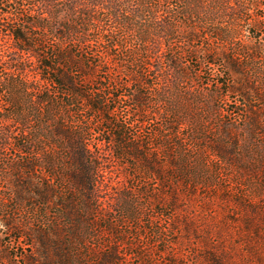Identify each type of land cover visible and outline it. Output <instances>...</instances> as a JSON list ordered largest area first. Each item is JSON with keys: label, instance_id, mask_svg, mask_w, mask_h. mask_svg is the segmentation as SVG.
<instances>
[{"label": "rangeland", "instance_id": "rangeland-1", "mask_svg": "<svg viewBox=\"0 0 264 264\" xmlns=\"http://www.w3.org/2000/svg\"><path fill=\"white\" fill-rule=\"evenodd\" d=\"M159 7L168 13L160 12L162 20L132 17L122 26L151 28L153 39L161 32L163 47L171 48L162 57L147 47L143 55L114 50L111 64L89 78L107 101L104 112L81 101L56 110L59 124L81 133L102 157L88 214L80 191L68 186L67 145L54 134L44 139L55 128L39 120L44 137L15 144L10 135L20 121L0 118V264H40L37 232L54 226L65 229L55 240L69 264H104L101 256L113 251L117 264H212L210 254L225 264H264V0H162ZM7 23L0 22L8 55L0 62V109L19 108L26 124L42 111L23 89L18 72L30 64L11 47ZM170 29L175 37L168 39ZM131 38L123 40L133 49ZM118 131L132 147L126 154L118 151ZM22 141H31L29 154L20 151ZM29 162L34 171L26 170ZM54 173L63 180L55 182L61 201L71 205L74 197L83 217L77 236L74 222L71 229L57 219L55 204L40 196L18 201L15 179L40 193Z\"/></svg>", "mask_w": 264, "mask_h": 264}, {"label": "trees", "instance_id": "trees-1", "mask_svg": "<svg viewBox=\"0 0 264 264\" xmlns=\"http://www.w3.org/2000/svg\"><path fill=\"white\" fill-rule=\"evenodd\" d=\"M161 1L0 0V6H4L3 8L0 7V22L8 21L6 31L13 40L11 47L23 64L26 66L30 64L27 67L28 70L20 67L18 76L24 78L26 84L23 89L34 93V103L42 111L41 115H36V119L32 117L30 121H26V124L21 122L23 119L20 118V109L15 107L14 109L1 108L0 110L3 111H0V118L3 123L13 126L20 121L19 131H13L10 135V139L14 140L15 144H20L23 137L27 139L35 137L36 140L44 137L45 130H41L39 120L42 124L55 128L54 130L48 129L50 132L47 131L44 139H48L50 135L54 134L67 145L66 156L70 163L66 166H69L68 169L71 170L68 186L71 190L80 191L81 199L78 202H82L86 214L93 209L97 199L96 186L99 184V173L102 171L100 166L102 157L97 148L93 147L81 133L66 130L59 124L61 114L56 110L64 107L73 108L81 101V104L86 105L92 112H104L107 101L98 98L101 96L99 93L101 90L94 91L90 84L95 82L90 83L89 78L99 68L111 64L109 59L114 50L123 52L138 48V51L143 55L149 49L162 57L164 52L171 48L165 49L163 47L164 43L160 42L161 32H159L158 37L153 39L151 28L143 29V25H140V28L122 26L128 25L132 17L141 16L145 20V24L162 20L161 17L159 18V14L160 12L166 13V11L159 7ZM171 14L173 16V13ZM170 18L172 19V17ZM156 31L153 30L154 33ZM125 36L132 37L131 39L135 42L134 46L133 44L131 46L133 49L128 48L130 43L125 44L123 40ZM51 37L54 39L50 40ZM164 37L174 38L175 32L170 29ZM52 41L55 44H51ZM6 44L3 39H0V62L4 61L3 58L8 57L5 50ZM165 45L167 46V43ZM111 96L113 95L111 94ZM137 102L141 103L138 100ZM53 123H56V126ZM39 134L40 136H38ZM125 135L124 132L118 131L114 138L118 145V151L123 150L126 154L128 153L127 150L132 147L126 142ZM104 142L111 143L112 141L105 139ZM30 143L31 141L28 145ZM28 145L22 141L20 151L29 154L31 147ZM125 154L122 155L125 156ZM35 167L33 163L29 162L25 168L27 171H34ZM52 179V185L40 193L36 192L35 188L32 189L33 186L24 184L21 177L15 179V184L20 189L18 201L23 203L24 200L27 201L40 196L43 198L44 204H55L60 208L57 219L66 218L68 224L74 222L73 229L70 224L67 227L74 230L72 235L77 236L75 222L80 221V218L83 217L79 214L80 211L76 206L75 198L70 197L71 205L63 203L61 201L63 196L59 195L58 191L60 188L55 184L57 180L60 183L63 182L62 177L58 179L54 173ZM26 188L32 189L33 193H30L31 190H29V195L26 196L24 192ZM171 199V203L177 205L179 193L173 190ZM54 227L55 229L50 231L51 233L43 230L37 232L40 241V264H69L63 253V243L55 240L64 238L65 229L61 226ZM118 254V251H113L110 256H101L100 259L104 264H117L120 262ZM207 257L210 258L212 264H225L224 260L217 257L216 254H210ZM170 263L180 264L173 259L170 260Z\"/></svg>", "mask_w": 264, "mask_h": 264}]
</instances>
